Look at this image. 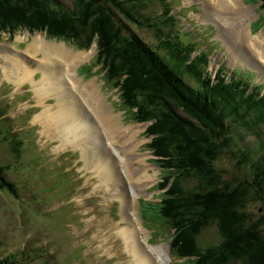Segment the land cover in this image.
Listing matches in <instances>:
<instances>
[{
  "label": "trees",
  "instance_id": "16d2710c",
  "mask_svg": "<svg viewBox=\"0 0 264 264\" xmlns=\"http://www.w3.org/2000/svg\"><path fill=\"white\" fill-rule=\"evenodd\" d=\"M158 1L163 4L167 0ZM73 3L71 11L73 5L67 8L62 0H0V39L3 32L26 29L44 31L50 38L79 46H89L95 40L98 52H105L99 53L105 78L120 86L124 105L134 108V120L151 122L145 134L152 136L148 148L159 158L155 163L175 179L191 172L197 176L193 190L169 188L152 208L176 231L178 251L192 249L191 234L204 220L212 221L221 229L220 244L215 253H198L195 264H222L227 261L224 255L244 264H264V241L255 232L261 223L252 220L248 211L251 201L264 206L261 89L252 87L248 92L250 83L243 77L244 83L234 78L226 82L221 75L216 82L206 77L201 67L204 54L191 57L197 46L185 42L186 32L172 29L169 9L166 30L157 28L155 22H138L140 7L131 8L136 0ZM81 4L87 10L78 17ZM140 31L149 32L153 43L143 40ZM7 127L0 141L9 136L15 146L13 155L24 158L28 143H23V135L17 139L11 133V125ZM225 163L232 164V171ZM8 171L9 166H0V189L17 196L6 177ZM170 176L165 177L164 186ZM181 207L197 209L201 222L184 219ZM4 262L10 264L9 258Z\"/></svg>",
  "mask_w": 264,
  "mask_h": 264
},
{
  "label": "rangeland",
  "instance_id": "374dc122",
  "mask_svg": "<svg viewBox=\"0 0 264 264\" xmlns=\"http://www.w3.org/2000/svg\"><path fill=\"white\" fill-rule=\"evenodd\" d=\"M62 1L70 6L72 0ZM173 1L179 2L177 6V16L180 20H192V23H190L191 31L186 32L187 35L184 36L185 42L195 46L202 45L203 53L208 59H210V55H213L214 53L219 54L222 47L225 50H223V53L229 51L233 54V56L228 54L229 66L246 65L249 66L250 69H252L251 67H257L260 69L263 67L264 69V60H260L257 57L258 55L251 58L249 50L245 48L246 45L241 43V45L245 47H239L240 44L236 43L235 34L234 36H231L226 32L223 33L221 30L222 23L219 21L215 22L216 20L214 17L210 16V11L207 10V0ZM257 1L258 0H241L251 12L246 17H241L240 15L237 16L242 20L243 24H246L247 32H249L247 38L250 39L255 46L257 45L259 48H264V16L260 18L263 14V10L260 8V5L256 4ZM67 8L69 7L67 6ZM73 8L74 5L69 9L74 11ZM85 10H87L85 4L79 5L77 16L79 17ZM152 11L153 15L157 16V12L161 11V6L156 4L153 5ZM220 17L222 18L224 15L220 14ZM227 19L229 20V17H227ZM241 27L244 28V26ZM213 31V34H216L218 41L210 36ZM139 34L146 42L153 43V39L149 32L140 31ZM40 37L44 38L45 43L57 45L53 47H62L65 52L67 50L71 51V53L84 52V60H81V62L72 69L71 76L73 75L74 78L69 82L67 81L71 90L75 91L74 85L79 88L82 84H92L94 87L92 95L94 97L97 96V103L101 106L100 108H104V110L115 115L119 120V124L123 126V128H136L135 130L138 133L135 136V140L132 139L131 141L132 144L136 141L138 142L133 145L135 148L131 155V159L135 162L133 163V168L139 167L138 169H141L146 167L148 174H150L152 178L146 183V191V189L144 190L143 188L137 189L134 180H131L130 177H128L133 188L137 192L144 191L139 196L140 202H158L161 192L167 189V184L165 185L166 187L163 185L166 182L165 176L171 175L170 172L165 173L161 168L154 164V160L159 158L156 156V158H154L148 150L147 143L149 142V138L145 135V126L147 123L138 124L131 115L130 109L123 106L122 103L119 105L118 99H120V86L116 85V83L114 85L108 78H103L106 69L98 63L93 45L88 51L77 50L75 47L69 45L65 46L58 41L46 39L44 33L40 30L33 32V34L21 31L19 33L17 32L15 36L8 32L6 34L2 33V39L0 41V88L10 89L11 94L6 98L0 99V103L2 104H0V107L7 105L8 108L16 109L18 104L20 110L16 117V119H18L17 127L21 128V133L28 138L25 142H30V146L24 153V158H16L11 152L12 148L15 147L9 142L11 138H8V141L5 142L0 141V166L12 167L11 171H8V174L6 173V175L10 181L17 185L15 186L17 189V196H13L0 190V256L5 255L7 257L14 254L17 259V250H21L22 247H24L23 244L28 243V251H26L27 257L29 252V259H36L34 264H45L42 260H39L41 255L37 256V253L41 251V246L38 244L41 243L42 245L49 246L51 248L50 251H53L54 254H56V259L62 264H65V261L74 263V250L80 253V257L84 259V264H119L125 259L123 253L127 254V259L125 260L128 261L131 259V256L122 247L114 252L113 255L105 252L111 246L109 244L111 234H109L104 240V243L101 244L100 248L102 251L97 248V234H101L105 231L112 232L115 229L116 224L118 226H123L125 224V222L122 224L119 223L121 222L120 203L113 199V197L119 193H115V195L111 197L112 194L108 195L103 189L99 188L104 186L98 185L97 179L95 177L93 178V176L97 175V170L94 165L90 164L86 166L88 173H85L83 169H80V167L83 166L80 162V159L82 158L81 150L79 148L58 149V142L44 135L43 131H41L42 125L37 122V115L44 109L42 102L37 103L38 100H47L48 102L45 107L53 106V109H57L55 107L56 99H51L52 101L49 100L50 98H55L53 97L55 91L50 90L49 93L42 96V94H36L35 89L32 87L31 96H28V101H24L25 95L27 94L25 90L20 88L18 83L14 82L9 77H6L4 74V65L9 64V66H11L12 63L16 61L13 55L16 53H19L18 55L20 56L18 57V60L26 69L29 71L33 68L35 69L34 75L38 72L43 73L42 69H37L38 64H47L42 59V54H33V52L27 51L28 47H32V50H36V47L33 44H30L34 39H40ZM61 45H64L67 49ZM262 50L263 49H259L258 53L260 54ZM262 56L264 57V54ZM11 59L12 61H10ZM33 60H36V64L33 63ZM252 62L261 65L254 66L252 65ZM50 67V71L56 72L55 66L50 65ZM60 68H58L59 70L57 69L58 72H60ZM249 68H246L244 71L239 68L237 70L238 74H245L246 76L253 74L255 76L257 72L251 71ZM9 75L11 74L9 73ZM36 79L37 77L33 76L30 80ZM32 82L30 84H32ZM71 102L72 103H70L68 107H74L73 101ZM65 108L66 107L64 106V109ZM86 108L88 110V120L91 125H93L98 131H102L103 127L95 117L94 113H92V110L87 106ZM73 109L76 114H80L79 117L87 121L86 110L80 108H78V110L76 108ZM51 114H54V111L51 110ZM20 120H22V124L19 123ZM82 123L84 122L82 121ZM1 128L4 129L0 124V129ZM101 133L103 134V131ZM132 144H129V146ZM103 151L107 152L108 150ZM87 152L93 157V159H96L101 153V148H90L87 149ZM137 156H140L141 160L144 159V162L141 163L142 165L139 163V158ZM21 159L24 161L21 162ZM225 167L232 171V164L225 163ZM118 168L121 169V167H116V169ZM77 172L81 175L79 176ZM85 175H87V178L89 179L84 178ZM98 177L102 179L99 174ZM83 178L88 180L89 183L86 185L83 183L82 185L80 182L81 180L82 182L84 181ZM196 179L197 176L194 172L182 177L178 176L177 179L171 177L168 180V187L173 189L182 187V190H193L196 187ZM125 180L126 177L123 176V183L121 185H110L109 182H106V186L109 185L114 187L117 191L129 189V182ZM99 183L101 184V181ZM89 185H91V187L87 190V186ZM94 186H99L96 187V191L100 190L101 192L91 193V191H95L93 189ZM82 187L86 188L82 189ZM73 188L76 190L74 195H72L74 192ZM70 191L71 198L68 199L73 201V212L71 215L78 220V223L74 219L69 220L68 216H63L59 211L60 208H56L64 204L67 200L65 199L67 198V193ZM63 196H65V198H62ZM130 200L134 204V201L132 199ZM175 200L178 199H173V201ZM54 208H56L55 212L51 216V211ZM181 209L182 217L184 219L190 217L194 221L201 222V213L197 209H183V207H181ZM133 210L136 216L140 218L143 229L150 234L149 239H147L148 233L143 231L145 233L144 238L147 239L149 244L154 245L167 239L166 230L169 228L171 229L169 230L173 232L170 225L169 228L166 226L165 229L163 221L156 217L152 212L142 211L139 214L140 206H135ZM248 211L251 214L252 220H257L261 223L259 231L255 232L257 233L258 238L264 241V206L257 203V201L256 203L251 201L248 205ZM41 212L42 214H39ZM56 215L57 217L67 220V224L64 227L58 224ZM220 231L219 224L204 220V223H201V227L197 232L191 234L194 237L192 245L196 247L197 251L204 254H206V252L215 253L218 249L217 245L220 244L221 240ZM168 234L170 233L168 232ZM173 242L176 243L177 239L174 238ZM199 243H202V248L206 247V250L198 248ZM1 247H4V250H2ZM110 251L111 250H108V252ZM174 253V264H191V261L188 259H193V256L195 255L200 256L193 250L184 249L182 253L185 255L183 254L182 258L185 259L182 260L179 255L176 256L175 249ZM224 256L227 258V261L222 264H244L236 260L233 256ZM18 260L19 262H25L24 260L21 261L19 258ZM78 262L79 260L75 261V263ZM165 264H171V262H166Z\"/></svg>",
  "mask_w": 264,
  "mask_h": 264
},
{
  "label": "bare ground",
  "instance_id": "6f19581e",
  "mask_svg": "<svg viewBox=\"0 0 264 264\" xmlns=\"http://www.w3.org/2000/svg\"><path fill=\"white\" fill-rule=\"evenodd\" d=\"M209 2L210 3H208L207 0V10L210 11L209 14L210 16L214 17V19L216 20L215 22L219 21L222 23L221 30L223 31V33L226 32L231 36H234L235 34L236 43L240 44L239 47H245L242 46L241 43L245 44V48L249 50V55L251 58L258 55L257 57L260 60H264V57L262 56L264 54V48H259V46L257 45L255 46L253 42L247 38L249 32H247L248 30L246 24H243L242 20H240V18L237 16L240 15L241 17H246L249 15L251 10L247 6H244L240 0H209ZM220 14L224 15V17L221 18ZM227 17H229V20L227 19ZM241 26H244V28ZM43 41L44 38L42 37H40V39H34L30 45L33 44L36 47V50H32V47V49L30 47H28L27 49L28 52H33V54H42V59L47 64H42L41 66L45 73H49V75L44 74V77L40 80L39 85L38 83L33 84L35 93L38 95L42 94V96H45L47 93H49L50 90H54V93H57L55 94V98L57 99V110L54 112V114H51V110H53L52 107H45V105L43 104V111L36 117L38 119L37 122L42 125L41 131H43L44 135L50 137V139L52 138L53 140L58 142V149L79 148L84 160V167L93 164L97 170V174H99L102 179L111 180L113 177H115V170H117L116 167H118L119 164L124 176L126 177V180L129 182L130 191L128 192V195L126 193V196L124 194V196H118L115 198L121 203V208L123 209L122 220L125 221L127 225L116 226L112 232L105 231L101 234H97V248L102 251L100 248L101 244L104 243V240L107 238V236L111 234L109 238V244L111 246L108 249L111 251L108 252V250H106L105 252L107 254L113 255L114 252L118 251L120 247H122L131 256L130 260H124L119 264H165L170 260L168 248L163 245L152 247L145 246L144 235L142 230L140 229L138 219L133 210L137 204L139 196L144 191L142 190L140 192H137L133 188L128 177H130L131 180H134V184L137 189L143 188L144 190L147 187L146 183L149 182L148 180L152 179L150 174H148L146 167L141 169H138L139 167L133 168V163L135 162L131 159V155L133 154L132 151L135 148V146L133 145L138 142L136 141L132 144L131 141L132 139L135 140V136L138 133L135 130L136 128H123V126L119 124V120L115 115L104 110V108H100L101 106L99 105V103H97V96L94 97L92 95V92L94 90L92 84H82L81 86H79V88L74 85L75 91L71 90V87L67 83V81L69 82L74 78L73 75L71 76L72 69L83 59V53H71V51L69 50L65 52L62 47H53L57 45H50L48 43H45V41L43 43ZM61 46L66 48L64 45ZM259 49H263L260 54L258 53ZM103 52L104 50L101 51V53ZM10 61H12V59ZM50 65L55 66L57 69L60 68V72H58L59 69L57 70V72L50 71ZM3 68L5 76L9 77L16 83L24 80L28 74V72L21 66V64L16 61L12 63L11 66H9V64H5ZM251 68L254 70H259V75L264 78L263 67L261 69L257 67ZM9 73L11 75H9ZM71 101H73L74 107H68V102ZM64 106L66 107L65 109ZM84 106H87L92 110V113H94L95 117L103 127L102 131L104 135L101 133L102 131H98L93 125H91L88 120L87 114L86 121L85 119L79 117V113L76 114L74 112L72 114L74 110H70L73 108H76L78 110V108L81 109ZM82 121L84 123H82ZM154 132H156V130ZM129 144L132 145L129 146ZM89 147H100V154L102 155L93 160V157L90 156L87 152V149H90ZM103 150L108 151L104 152ZM112 155L117 159V162L115 160H112ZM137 157L139 158L140 164L144 162V159L141 160L140 156ZM96 187L97 186L94 187L95 190ZM105 192H111V189L106 188ZM130 199L134 201L135 205ZM140 236L142 240H140ZM149 255L151 257H149Z\"/></svg>",
  "mask_w": 264,
  "mask_h": 264
}]
</instances>
